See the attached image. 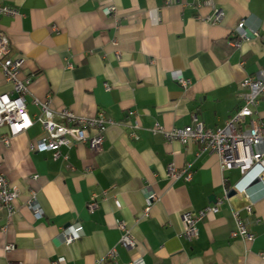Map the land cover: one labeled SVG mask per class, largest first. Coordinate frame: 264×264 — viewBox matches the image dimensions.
I'll list each match as a JSON object with an SVG mask.
<instances>
[{
  "label": "crops",
  "instance_id": "0c3cea01",
  "mask_svg": "<svg viewBox=\"0 0 264 264\" xmlns=\"http://www.w3.org/2000/svg\"><path fill=\"white\" fill-rule=\"evenodd\" d=\"M0 6L17 11L0 16V30L11 58L22 61L18 79L30 113L37 117L49 104L54 112L88 120L101 114L112 123L100 154L75 145L63 147L58 160L44 148L39 123L9 148L2 142L9 128L0 129V175L19 196L14 218L0 211V264H264V188L256 179L264 158L239 184L246 191L233 200L239 215L226 202L221 216L203 218L198 238L188 241L183 215L219 205L235 178L199 144L154 132L184 130L195 120L215 131L237 114L235 103L247 93L241 84L264 72V0H0ZM216 11L224 17L212 24ZM241 21L251 37L235 48ZM4 95L16 93L0 71ZM253 120L264 126V95ZM186 169L190 182L172 179ZM33 195L41 219L29 208ZM150 195L157 201L145 218ZM94 196L98 208L91 213ZM250 203L252 213L244 211ZM122 225L134 250L122 246ZM239 225L253 243L232 238ZM73 226L83 232L65 245L62 234Z\"/></svg>",
  "mask_w": 264,
  "mask_h": 264
},
{
  "label": "built area",
  "instance_id": "2783aa9c",
  "mask_svg": "<svg viewBox=\"0 0 264 264\" xmlns=\"http://www.w3.org/2000/svg\"><path fill=\"white\" fill-rule=\"evenodd\" d=\"M179 0H167L168 5L176 4ZM211 3V1H209ZM114 8L106 11L108 15L114 14ZM17 11L8 7L0 6V16L14 17ZM224 14L221 11L208 19L212 24L222 22ZM238 33V41L235 43V48H239L243 41L250 39V34L246 30L244 21L238 23L236 27ZM255 33L253 37H257ZM12 45L6 34L0 30V71L2 72L7 83L14 86L15 97L12 95H4L0 97V129L9 128L10 137L3 138V143L7 148L11 145V139L20 136L29 129L33 128L35 123H39L44 131V148L54 155L58 160L61 157L60 150L63 147L71 148L75 145H87L94 155L102 152L105 140V134L109 126L112 125L103 115H99L95 119H83L75 116L71 111L64 110L54 112L50 109L49 104H43L40 107V113L34 117L30 113V106L27 103L28 90L18 79L22 61L11 58ZM180 84L186 88L188 83L178 78ZM241 87L247 90V93L241 95L242 99L239 104H236L237 114L229 120L225 126L218 130H210L205 128L203 124L195 120L196 125L187 127L184 130H177L171 133H166L159 126L154 130L155 133H163L169 141H178L184 145L192 142L201 146V153L209 152L218 156L220 165L223 171L233 173L235 183L231 186H226L224 189V201L219 205L209 207L200 213L187 212L183 215V223L186 226L184 237L188 241L198 238L196 228L199 223L207 215L214 217L221 216V207L225 203L231 205L236 215H239L240 210L234 205L233 200L240 199L246 195V191L240 190L239 184L241 181L257 167L264 158V126H260L254 117L258 115V107L260 99L264 95V72H259L254 78H249L241 84ZM35 105V103H33ZM248 123V129H241L242 126ZM95 132V134H93ZM135 140H138L135 138ZM176 172V171H175ZM185 176L186 182L192 180V173L189 170L182 172L174 171L171 173L172 179H179ZM264 188V174L256 178ZM34 180H38L35 177ZM233 194V196H231ZM18 193L9 187L8 179L0 175V211H7L9 218L12 219L17 215L15 203L18 199ZM92 203L88 205V210L92 213L98 206L95 203V196L92 197ZM157 199L154 195L148 197V208L145 210L144 217L148 218L151 212V207ZM29 208L36 219H41L44 216L42 208L36 195H33ZM244 211L253 212V204H249L244 208ZM125 235L122 238V246L124 249L134 250L136 245L130 236L129 229L121 226ZM83 232L82 226H73L63 232L62 238L65 245H71L78 240ZM233 239H241L247 243L254 242V236L249 234L246 228L239 225L238 230L232 233ZM8 251L12 247H8ZM111 256L117 257V253L113 252ZM130 264H143L142 261H132Z\"/></svg>",
  "mask_w": 264,
  "mask_h": 264
},
{
  "label": "water",
  "instance_id": "95a60500",
  "mask_svg": "<svg viewBox=\"0 0 264 264\" xmlns=\"http://www.w3.org/2000/svg\"><path fill=\"white\" fill-rule=\"evenodd\" d=\"M231 196H233V194Z\"/></svg>",
  "mask_w": 264,
  "mask_h": 264
}]
</instances>
